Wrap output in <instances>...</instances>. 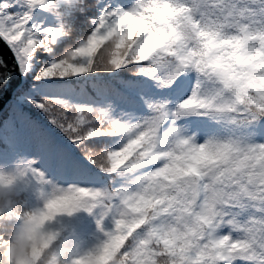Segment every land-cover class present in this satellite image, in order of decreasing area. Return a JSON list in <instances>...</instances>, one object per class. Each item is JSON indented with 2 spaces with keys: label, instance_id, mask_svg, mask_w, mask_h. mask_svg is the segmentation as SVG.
Masks as SVG:
<instances>
[{
  "label": "snow or ice",
  "instance_id": "obj_1",
  "mask_svg": "<svg viewBox=\"0 0 264 264\" xmlns=\"http://www.w3.org/2000/svg\"><path fill=\"white\" fill-rule=\"evenodd\" d=\"M63 3L67 12L56 0H0V40L15 61L8 70L0 58V166L31 157L0 171V186L15 197L21 184L52 189L40 193L42 207L16 217L19 226L0 224V251L15 253L37 236L49 248L57 234L45 230L55 214L70 216L99 199L105 215L114 212V230L74 264H264V25L248 26L247 9L233 0ZM38 11L50 14L51 26L32 23ZM80 17L84 35L61 49ZM122 70L136 79H120ZM17 71L22 79H14ZM190 72L197 79L188 89ZM72 77H94L100 103L45 98ZM165 91L175 101L157 95ZM191 116L243 135L206 132L199 143L179 124ZM207 154L220 158L179 170ZM101 174L125 182L111 192L87 187ZM246 204L260 218L239 224L224 211ZM223 227L245 235L216 236Z\"/></svg>",
  "mask_w": 264,
  "mask_h": 264
},
{
  "label": "trees",
  "instance_id": "obj_2",
  "mask_svg": "<svg viewBox=\"0 0 264 264\" xmlns=\"http://www.w3.org/2000/svg\"><path fill=\"white\" fill-rule=\"evenodd\" d=\"M122 5H131L134 0H118ZM57 4L60 5L61 9L67 12V6L64 5L63 0H56ZM249 3H253L252 0H248ZM261 6H264V0H257ZM66 20L70 19L66 14ZM94 18V17H91ZM35 25L41 27H47L45 20L42 17V13L38 11L34 14L33 21ZM74 28L78 29L74 31L67 39L64 40L61 49L68 44L75 46L78 39L82 38L84 35V30L86 25L83 23V17H80V22L76 25H72ZM37 59L45 60L46 57L38 56ZM41 65H36L37 70ZM135 67V66H130ZM123 75L120 77L122 80H134L136 78L132 77L130 73L122 70ZM103 76L104 80H109V74H100ZM189 73L187 74V79ZM96 83L94 77H72L64 81H59L58 84L52 89L49 96L45 98L51 99H62L66 100L70 104H75L78 106L88 105L92 106L93 103H100L99 100L95 99V94L92 91L93 84ZM116 87H120V84L113 81ZM151 86V85H149ZM28 87H31L29 82ZM153 92L156 90L153 88ZM171 92H158L157 95H165L168 97ZM36 95L39 96L40 93L36 91ZM90 97H92L90 99ZM31 112L36 113L35 109H29ZM119 113V109L117 110ZM38 114V113H36ZM126 118V117H125ZM180 125L187 129V135H193L196 140L207 138L206 132L215 134L219 139H225L232 135L233 131H236L237 135L242 136L243 132L236 130L234 125L226 124L224 121L219 123L211 121L206 117L191 116L179 122ZM31 157H26L21 155L16 160H14L9 166H0V171L3 172H14L16 167H22L24 163L27 162ZM130 180L131 177H126ZM113 177L104 176L101 174V180L97 183L87 185V187L92 188L96 191L104 192L105 190L111 192L116 188L122 186L125 182L124 180L117 179L116 182L112 183ZM61 187H66L67 185L61 182L59 185ZM20 191L16 196V207L14 213H5L4 218L0 219V224H11L13 226H19L20 221L16 219L17 216L22 215L26 212L34 211L38 207H42L43 199L40 195L41 192L45 196L50 195L52 189L48 186H37L32 184H21L19 186ZM91 206V210H86L87 207ZM228 213L235 216L239 224H244L252 218H260V214L255 211V209L250 205L246 204L243 208H224ZM107 208L105 202L102 200L96 201H86L85 207H82L79 211L72 213V215L63 214L58 216L54 221L46 225V230L56 233V238L52 242L50 248L45 253V261L55 258L56 264H74V261L90 254L94 253L106 240L105 232H110L114 230V212H108L105 215ZM102 220L100 227L97 226V221ZM101 228L103 231H101ZM259 255V253H258ZM242 262L243 264H259V259L247 260L243 258L235 259L232 264H238ZM223 264V262H222Z\"/></svg>",
  "mask_w": 264,
  "mask_h": 264
},
{
  "label": "clouds",
  "instance_id": "obj_3",
  "mask_svg": "<svg viewBox=\"0 0 264 264\" xmlns=\"http://www.w3.org/2000/svg\"><path fill=\"white\" fill-rule=\"evenodd\" d=\"M219 155L207 154L199 158H194L193 163L179 169L180 171H192L195 165L204 159H218ZM16 197L13 192L6 190L0 186V212L14 210L16 207ZM64 213L59 212L54 215L53 221ZM47 231V230H45ZM47 237L45 236V239ZM50 248V247H49ZM43 249V241L39 236L35 239H28L15 253H10L8 250L0 251V264H56L55 258L45 261V253L49 249ZM223 251V249H221ZM92 264H99L93 261Z\"/></svg>",
  "mask_w": 264,
  "mask_h": 264
},
{
  "label": "rangeland",
  "instance_id": "obj_4",
  "mask_svg": "<svg viewBox=\"0 0 264 264\" xmlns=\"http://www.w3.org/2000/svg\"><path fill=\"white\" fill-rule=\"evenodd\" d=\"M118 3H120L117 0ZM233 3L236 4V7L238 9H247V20H246V24L248 26H254V27H260L262 25H264V6H261L260 3L256 2V3H249L248 0H233ZM62 4V3H61ZM60 4V5H61ZM59 5V6H60ZM42 17L45 20L47 25H51V21H52V17L50 16L49 13H45L42 12ZM248 14H251L250 16H248ZM196 79H197V74L194 72H190L189 75V79H188V89H191L192 87L195 86L196 83ZM188 92H185V95H187ZM165 95H161V97H164ZM169 98L173 99L175 101L176 96L174 93H170V95H168ZM197 142L199 143H203L204 140L203 139H198ZM225 212H227L226 209H224ZM216 236H223V235H230L231 238L233 240L235 239H241L244 237V233L243 232H239V231H233L231 230L229 227H223L221 229H219L216 233ZM238 264H243L242 262H238Z\"/></svg>",
  "mask_w": 264,
  "mask_h": 264
},
{
  "label": "water",
  "instance_id": "obj_5",
  "mask_svg": "<svg viewBox=\"0 0 264 264\" xmlns=\"http://www.w3.org/2000/svg\"><path fill=\"white\" fill-rule=\"evenodd\" d=\"M0 58L3 59L4 63L7 65L8 70L14 68V57L8 46L4 43L3 40H0ZM14 79H22L18 76V71L14 75Z\"/></svg>",
  "mask_w": 264,
  "mask_h": 264
}]
</instances>
